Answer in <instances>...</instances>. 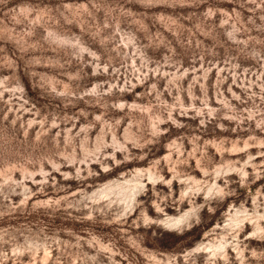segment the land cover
I'll return each mask as SVG.
<instances>
[{"label": "rangeland", "instance_id": "1", "mask_svg": "<svg viewBox=\"0 0 264 264\" xmlns=\"http://www.w3.org/2000/svg\"><path fill=\"white\" fill-rule=\"evenodd\" d=\"M263 214L264 0H0V264H264Z\"/></svg>", "mask_w": 264, "mask_h": 264}, {"label": "bare ground", "instance_id": "2", "mask_svg": "<svg viewBox=\"0 0 264 264\" xmlns=\"http://www.w3.org/2000/svg\"><path fill=\"white\" fill-rule=\"evenodd\" d=\"M228 170H229V169H228ZM228 170H227V171H228ZM216 173H217V172H216ZM150 175H151V174H150ZM150 175H149V176H150ZM137 179H138V178H137ZM138 180H139V179H138ZM134 181H135V179H134ZM128 182H129V181H128ZM141 183H142V182H141ZM136 186H137V185H136ZM142 186H143V185H142ZM133 187H134V186H133ZM139 187H140V186H139ZM214 187H215V186H214ZM136 188H137V187H136ZM209 188H210V187H209ZM211 188H213L212 185H211ZM210 191H211V190H210ZM135 192H136V191H135ZM123 193H125V192H123ZM129 193H130V192H129ZM130 194H131V193H130ZM127 195H128V194H127ZM135 195H136V194H135ZM129 196H130V195H129ZM128 201H129V200H128ZM236 210H237V209H236ZM238 212H239V210H238ZM186 213H187V212H186ZM235 213H236V215L238 214L237 212H234V214H235ZM188 214H189V212H188ZM190 215H191V212H190ZM190 215H189V216H190ZM258 215H259V214H258ZM263 215H264V214H263ZM237 216H238V215H237ZM185 217H186V216H185ZM232 217H233V216H232ZM235 217H236V216H235ZM183 218H184V216H182V215H181V216H176V217H171V216H169V218L167 219V222L171 223L172 226H173V224H177V223L181 222V221L183 220ZM248 218H250V217H248ZM188 219H189V218H188ZM234 219H235V218H234ZM231 220H232V218L230 219V221H231ZM182 222H184V221H182ZM231 222H232V221H231ZM171 224H170V225H171ZM237 224H239V223H237ZM164 225H165V222H164ZM179 225H180V224H179ZM170 227H171V226H170ZM175 227H176V226H175ZM177 227H178V226H177ZM256 227H257V229H258V224H257ZM260 228H261V227H260ZM259 230H262V229H259ZM256 231H257V230H256ZM258 232H259V231H258ZM224 240H225V239H224ZM224 240H223V241H224ZM219 242H220V241H219ZM225 242H227V241H225ZM210 244H211V243H210ZM210 244H208V245H210ZM223 244L225 245V243H223ZM226 244H227V243H226ZM204 245H205V244H204ZM204 245H203V246H204ZM212 245H214V244H212ZM212 245H211V246H212ZM215 245L218 246L219 244H218V245L215 244ZM201 246H202V245H201ZM206 246H207V244H206ZM220 246H222V248H223V245H220ZM208 248H209L210 250H211V249L213 250L214 247L211 248L210 246H208ZM208 248H207V249H208ZM225 248H226V247H225ZM225 248H223V249H225ZM200 249H202V248H200ZM200 249H198V250H200ZM214 249H215V248H214ZM226 249H227V248H226ZM218 250H219V248H218ZM218 250H217V251H218ZM219 251H220V250H219ZM225 251H227V250H225ZM225 251H224V252H225ZM213 253H214V251H213Z\"/></svg>", "mask_w": 264, "mask_h": 264}]
</instances>
